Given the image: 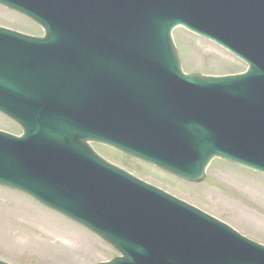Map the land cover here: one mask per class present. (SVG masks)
<instances>
[{"label":"water","instance_id":"obj_1","mask_svg":"<svg viewBox=\"0 0 264 264\" xmlns=\"http://www.w3.org/2000/svg\"><path fill=\"white\" fill-rule=\"evenodd\" d=\"M257 2L264 5V0ZM0 3L41 20L32 7H25L18 0H0ZM148 3L124 16L134 20V34L141 36L136 39V50L142 54L150 51L148 56L152 59H162L157 63L159 66L175 65L176 71L175 50L170 40V30L176 25L206 34L227 47L231 44L224 38L225 27L245 38L246 32H250L245 29L247 0H150ZM231 9L241 20L233 23L228 11ZM221 14L227 18L224 22ZM196 18L202 19V24L193 25L192 19ZM218 25L220 32L215 30ZM43 26L48 36L53 34L46 23ZM262 31L264 51V15ZM0 34L12 38L20 35L3 28ZM12 45L0 39V109L24 127L25 135L17 138L0 132V185L21 191L84 225L121 254L97 264H264V246L101 159L85 143L89 139L99 140L98 137L81 134L72 129L74 125L65 134L63 130L69 124L47 119L24 121L17 109L33 98L29 92L22 93L30 82L20 76V56ZM250 74L248 80L245 76L214 78L191 74L182 78L177 74L184 83L201 86L240 79L238 85L216 91L230 88L232 98L247 99L248 116L243 121L229 116L231 113L222 110L221 105L213 106L212 115L173 119L166 107L157 109V113L149 112L155 100H148V107L136 105L134 109V147L109 143L194 181L202 179L203 170L213 156L264 172V95L259 97L254 85L255 78L261 75L256 66ZM218 118L232 121L231 125H220L222 130H230L227 134L214 135L212 130L216 133L217 128L207 125L206 130L213 135L196 138L193 130L205 129L203 120L225 121ZM260 119L262 124L258 127ZM194 120L199 125L192 123ZM172 136L177 138L174 144L169 142ZM176 152L187 159L195 155V165L191 168L168 164L166 161H173ZM0 264L7 263L0 261Z\"/></svg>","mask_w":264,"mask_h":264},{"label":"rangeland","instance_id":"obj_2","mask_svg":"<svg viewBox=\"0 0 264 264\" xmlns=\"http://www.w3.org/2000/svg\"><path fill=\"white\" fill-rule=\"evenodd\" d=\"M0 25L40 35L25 15L0 5ZM183 69L218 76L237 74L245 63L218 44L184 28L173 31ZM0 129L21 128L0 112ZM92 145L109 161L193 203L240 233L264 244V175L214 158L201 181L185 182L105 147ZM118 255L83 226L26 195L0 186V259L12 264H93Z\"/></svg>","mask_w":264,"mask_h":264}]
</instances>
